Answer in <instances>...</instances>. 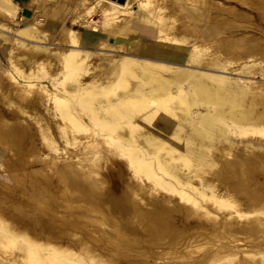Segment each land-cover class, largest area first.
<instances>
[{
  "label": "bare ground",
  "instance_id": "1",
  "mask_svg": "<svg viewBox=\"0 0 264 264\" xmlns=\"http://www.w3.org/2000/svg\"><path fill=\"white\" fill-rule=\"evenodd\" d=\"M26 1L24 16L0 0V264H264L251 15L217 0ZM226 1L264 23V0Z\"/></svg>",
  "mask_w": 264,
  "mask_h": 264
},
{
  "label": "rangeland",
  "instance_id": "2",
  "mask_svg": "<svg viewBox=\"0 0 264 264\" xmlns=\"http://www.w3.org/2000/svg\"><path fill=\"white\" fill-rule=\"evenodd\" d=\"M217 1H219L220 3H221V5H226V6H228V7H230V6H232L233 7V9H235V10H238V11H240V12H243V13H247V14H249V15H251V16H248V17H250V24H251V22H253L252 24L254 25V26H256L257 27V29H262V30H264V23L263 22H261L260 20H259V17L257 16V14H256V12L254 11V10H251V9H248V8H244V7H242V6H240L239 4H237L236 2H233V1H226V0H217ZM16 3L23 9V11H24V16H26V13L30 10L29 9V6H28V2L26 1V0H16ZM176 5V3H162V4H158V5H154L153 4V7L152 8H154V7H158V9L160 8L161 10L160 11H162V13H163V15L164 14H167V13H169V11H171L170 10V6L172 5ZM191 4H189V5H187L188 7L190 6ZM193 6V7H192ZM192 6H190L189 8H194V9H197L198 8V6L197 5H193L192 4ZM197 7V8H196ZM152 8H149V9H147V10H151ZM199 8H205L204 10H206L207 11V13H209V14H214L216 11L215 10H213V8H211V7H199ZM157 9V8H156ZM34 10H35V8H34ZM210 10V11H209ZM213 10V11H212ZM209 11V12H208ZM167 12V13H166ZM180 16H182V14H178L177 15V21H176V24L179 22V17ZM244 17V16H243ZM102 20V18H101V16L99 15V14H97V15H95V16H93V21H95L96 22V24H100L99 22V20ZM246 19V18H245ZM256 25H255V24ZM250 26V28H247V29H250V30H253V31H250V32H256V30H254L252 27H251V25H249ZM258 27H260V28H258ZM246 29V30H247ZM236 34H239L238 32H236ZM1 44V43H0ZM3 47V48H2ZM6 45L5 44H2V45H0V68L1 69H8V62H7V59H6V55H7V50H6ZM6 50V51H5ZM229 74V75H228ZM228 76H230V77H239V78H244V79H249V80H252L253 82L255 81V82H263V78L259 75V74H256V75H254V76H252V75H241V74H238V73H234V72H228ZM247 76H249V77H247ZM251 77V78H250ZM253 77V78H252ZM261 79V80H260ZM250 135L251 134H249L248 136H246V137H250ZM255 134H252L251 135V137L253 136L254 138H256V139H259L260 138V135H258V134H256L255 136H254ZM263 135V134H262ZM261 135V138L260 139H264V135L262 136ZM252 137V138H253ZM263 137V138H262ZM239 139V138H238ZM1 159H3V157L2 156H0V161H1ZM0 164H1V162H0ZM34 168V169H33ZM37 168H39L37 165H34V167L33 166H31V169H33V170H35V169H37ZM3 175H7V173L6 172H1Z\"/></svg>",
  "mask_w": 264,
  "mask_h": 264
}]
</instances>
